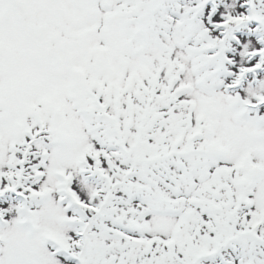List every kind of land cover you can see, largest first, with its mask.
Instances as JSON below:
<instances>
[{"label": "snow or ice", "instance_id": "snow-or-ice-1", "mask_svg": "<svg viewBox=\"0 0 264 264\" xmlns=\"http://www.w3.org/2000/svg\"><path fill=\"white\" fill-rule=\"evenodd\" d=\"M0 264H264V0H0Z\"/></svg>", "mask_w": 264, "mask_h": 264}]
</instances>
